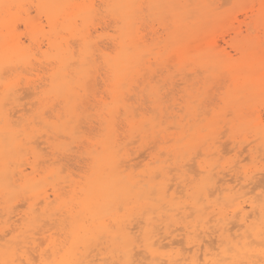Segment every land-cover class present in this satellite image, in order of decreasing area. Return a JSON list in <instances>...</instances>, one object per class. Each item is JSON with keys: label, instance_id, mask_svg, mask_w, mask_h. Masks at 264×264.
<instances>
[{"label": "snow or ice", "instance_id": "obj_1", "mask_svg": "<svg viewBox=\"0 0 264 264\" xmlns=\"http://www.w3.org/2000/svg\"><path fill=\"white\" fill-rule=\"evenodd\" d=\"M46 7L50 6L0 3L4 9L0 23L10 30L24 27L28 37L20 45L19 63L5 69L7 87L0 106L6 112L2 118L16 130L17 147L27 156L32 169L27 175L40 174L41 187H46L50 195L52 189L57 193L54 201L42 198L34 206L29 205L23 223L5 229V258H0V264H264V182L258 194L254 188H247L254 171L264 176V36L259 143L256 139L238 141L232 152L221 153L216 147L220 140L244 135L242 125L248 126L251 135L256 115L251 97L245 100L235 96L230 87L221 89L209 75L196 73L199 78L189 77L190 83L170 84L144 71L149 57L140 55L127 65L126 73L112 72L105 78L103 94L94 91V74L98 76L114 59L124 53L133 55L140 47L136 36L144 31V22L139 15L157 5L117 6L129 9L127 15L118 16L105 11L113 5L80 4L75 7L82 11L75 16L47 15L45 21L46 13L41 10ZM160 25L158 31L168 26L163 18ZM252 76L250 66L249 79ZM129 78L135 85L132 104L125 95ZM25 80L37 81L36 102L31 111L21 108V118L12 120ZM57 80L63 82L62 87H56ZM193 113L204 117L202 138L194 154L190 158L178 155L175 163L168 157V162L161 164L163 152L156 153L161 133L179 131L169 121ZM97 116L103 121L101 135L109 146L118 145L122 150L129 138L134 143L148 139L150 150L156 153L142 169V178L151 183L142 185L145 195L139 199L145 206L137 205L138 215L132 218L138 222L139 231L130 229L125 222L129 206L118 208L123 220L102 221L90 235L73 221V244L81 243L85 255L102 251L104 256L56 259L68 248L65 213L77 195L68 168L76 160L75 154L85 147L78 145V140L86 124ZM44 137L48 142L40 149L39 141ZM115 166L124 167L122 162ZM221 174H231L236 182L221 180ZM214 237H219V243ZM213 249L216 256L209 259ZM138 253L165 259L139 260Z\"/></svg>", "mask_w": 264, "mask_h": 264}, {"label": "bare ground", "instance_id": "obj_2", "mask_svg": "<svg viewBox=\"0 0 264 264\" xmlns=\"http://www.w3.org/2000/svg\"><path fill=\"white\" fill-rule=\"evenodd\" d=\"M25 1H27V0H0V3H3V4L22 3V4H24ZM37 1H38L39 5L50 6V7H47V11L45 12L46 17H47V15H52V16L63 15L60 17H72V16L79 14L82 11L80 8H79L80 11L75 10L76 9L75 6L77 5L75 0H37ZM103 1L106 2L105 4H107V5H113L114 7H112V10L118 16L127 15L129 13V9L124 8V7H117V6L129 5V4H142L141 0H103ZM146 1H148V0H146ZM28 3H29V0H28ZM145 3H147V2H145ZM149 3H150V5H157L158 6V7L153 8L155 10L154 12L162 13L163 11H167L171 16V20H172L171 22L172 23H170V24H172V25H170L169 27L172 26L173 29L172 30L170 29L171 31L167 30L168 32L170 31V33H169L168 38H167V42L169 41V43H167L165 45V48H164L165 54L170 53L171 51L176 53L177 54V60L179 62L178 65H180L181 68H184L185 65L195 64V66H196V64H199V65L205 67V69H206L205 71H207L206 73H208L207 75H209L210 77H213V78L215 76L217 77L218 75L224 74L219 69L225 68V71H227L230 74V76L233 77L234 89L233 88H232L233 90L231 89L233 94L237 97H243L245 100H248L249 97H251L252 102H253V106L260 103L259 79H260V75H261V71H260L261 37L259 34L252 35L250 32L256 33V31H260V30H258L259 25H264V19H262V6H264V0L261 2V5H260V8L258 9V11L255 12L254 14H252L251 21H249V23L247 24V28H248L247 34L242 35L240 31H236V35L234 37H232L230 40L227 39L228 41H226V43L230 44V46L233 47L235 52L239 55L236 58H234V55H232L229 51H227L225 47L224 48L222 47V49H221V47L219 46V43H218L219 41L215 37H213L214 39H212L208 42L206 41L207 43L204 44V42L202 40V36H203L202 33L207 35L208 33L211 32V30H210L211 25H209L210 26L209 27L208 24L205 23L206 19L204 17V14L207 10L206 0H149ZM63 4H64V6L71 5L72 7H65L64 9L58 8V7H61V5H62V7H64ZM82 4H88V2H86L84 0L82 2ZM195 8H198L199 13H197ZM3 12H4V9L0 8V14H2ZM168 13L164 12V14H168ZM207 13H208V11H207ZM144 14H147V13H144ZM140 15H142V14L140 13ZM140 15H139V18L141 17ZM150 15L152 16V14H150ZM218 15H219V13H218ZM152 17H154V16H152ZM213 17H215V16H213ZM166 18H168V17H166ZM215 18H217V16ZM218 18H220V17H218ZM218 18H217V20H218ZM163 19H164V17H163ZM168 22H170V21H168ZM148 23H150V22H148ZM144 27H146V25H144ZM15 28L13 30H10L6 24L0 23V80L2 79L3 69L7 68V65L10 62H11L10 64L13 63V65H15L14 63L19 62L21 55H22V53L20 51V45L23 42V40H21L19 37H17V34L16 35L14 34ZM16 30H18V28ZM16 30H15V32H16ZM235 30H237V29H235ZM146 32H148V31H146ZM149 32H151V31H149ZM200 34L202 35L201 38L199 36ZM148 39H150V38H148ZM207 39H208V37H207ZM136 42L140 45V47H138L135 50L133 55H129L127 53H124L120 57L114 59L112 66H110V67H112L113 72H117L120 74L126 73L127 72V65L134 62L135 57L140 56V55H144V53H148V52H144V51H146V50L149 51V46H146V49H143L141 47L142 45H144V47H145V44L143 41L141 42L139 34H137V36H136ZM153 42H154V40H153ZM164 42H165V40H164ZM190 43L194 44V46L196 47L195 50H190L188 48L187 45ZM162 53H164V52H162ZM162 53L159 55L161 62L163 61L164 58L166 59V58H169L170 56L174 55V53H173L169 57H166V56H163ZM148 56L150 57L151 55L148 54ZM174 56H176V55H174ZM153 57H154V55H153ZM143 66L145 67V65H143ZM250 66L253 67V76L251 79H249V77H248V69ZM146 68H148V67H146ZM155 71H157V70H155ZM197 71H199V70H197ZM157 72H159V71H157ZM150 73H151V71H150ZM197 73H202V72H197ZM206 73H204V74L206 75ZM226 75H227V73H226ZM107 76H108V74H107ZM166 77H168V76H165V78ZM187 81H189V79ZM224 81H225V79H224ZM129 82H131V78H129ZM218 84H219V82H218ZM2 86H4L3 83H2ZM62 86H63V82L57 80L56 81V87H62ZM133 94H132V97H133ZM18 111H19V109H18ZM190 119H188V120H190ZM184 120H185V118H184ZM260 120H261L260 117L256 118L254 129L251 130V131L256 132L257 135H259ZM0 121H2V119H0ZM174 122H175V120H174ZM193 122H195V120ZM7 123H9V122H7ZM2 128H4L6 130V127H2ZM200 129H201L200 127L196 128V126H195L194 129L192 130V132L190 133L189 137H185L183 139L182 146H179L180 149L177 150V152H179L178 153L179 156H184L186 152L188 153L192 148L194 149L197 146V142L202 138ZM241 130H243V132H244V131L249 130V129H248V126L245 124V125H242ZM14 131H16V130L14 129ZM14 131H11V133H13L12 136H10V134L7 136L6 131L0 129V156L3 157L4 161H7L8 159H16V158L19 159L21 157L22 151L17 147L16 135H15L16 132L14 133ZM8 133H9V131H8ZM253 138H254V136H253ZM99 143L101 144L102 151L100 149L101 153L99 154V156L97 158L94 159L92 166L90 168L91 171L90 172L88 171L89 173L87 175V182H86L84 187L82 186L83 196L77 202L78 209L76 211L72 212V215H69L70 216L69 218L67 217L69 219L68 224H69V234H70V236H69L70 238H68L69 240L67 241L68 248H67L66 252L60 253L59 255L55 256L56 259H65V258L71 259L74 257L101 258L104 256V253L102 251L99 253L91 251L87 255H85V251L81 248V243H77L75 245L73 244V242H72V224H73V221H75V223L80 228H82L85 232L89 233V235H90L92 230L99 229L102 221L108 222L111 220H123L124 218L119 214L118 208L120 206H129V217L125 222L128 224V227L130 229H133V228L135 229L136 224L133 223L135 225V227L132 224V228H131L129 225V221H131V218L136 216L134 214L139 212V208L136 207L137 205L145 206L144 201L140 200L139 197L142 195H145V190L142 187V185H144L146 183L150 184L151 181L149 180V181L142 183V181L140 179H138L131 172H127L125 168L116 167L115 164L120 162V158H121V156H120L121 151L118 150L119 148L117 147V145L114 147L109 146L108 144H106L104 138H102ZM147 149H149V148H147ZM24 163H22V164H24ZM20 173H24V170H22ZM2 175L4 178L0 182V193H5V194L8 193V197L15 196L17 193V191H16L17 187L14 186L13 183H15V182L11 181L12 178L10 179V177H9V172H8L7 166H5L3 168ZM27 178H28V175H27ZM31 180L32 181L27 185L29 190L25 193L28 194L30 196V198H34L37 195H39L42 187H41V184L37 183L36 179H34L33 177ZM56 195H57V193L55 191V196ZM74 207H75V205H74ZM17 214L15 213V215H17ZM19 218H21V217H19ZM17 220H18V218H17ZM10 226L12 227V225H10ZM137 226H138V227H136L137 231H139V224ZM233 231L235 232V230H233ZM214 239L216 240L217 243H219V237H214ZM175 242H178V241L173 240V243H175ZM141 255H143V257ZM187 255L188 254L185 253V256H187ZM215 256H216V252H215V249H213L212 254L209 257V259H214ZM140 257H141L140 260H142L144 258L145 261H149L152 259H165L164 256L153 257L150 253H142V254H140ZM1 258H5V255H3ZM136 259H139V258H136Z\"/></svg>", "mask_w": 264, "mask_h": 264}, {"label": "rangeland", "instance_id": "obj_3", "mask_svg": "<svg viewBox=\"0 0 264 264\" xmlns=\"http://www.w3.org/2000/svg\"><path fill=\"white\" fill-rule=\"evenodd\" d=\"M30 1L31 0H29V3H28V0H27V1H25L24 4H29V5L37 4V5H39L37 0H35V1L32 0L31 2ZM83 1L84 0H75L77 5L82 4ZM85 1L88 2L87 5H92V4L107 5V4H105L106 2H104L103 0H85ZM141 1H142V4L144 3V4L150 5L149 0L148 1L141 0ZM262 1L263 0H206L207 10L204 14V17L206 19L205 23L208 24V26L211 25V28H210L211 32L208 33L207 35L202 33L203 36L205 35L204 37L200 34L199 35L200 38L202 36V40H203L204 44L207 43L208 41L214 39L213 37L217 38V40L219 41L218 43H219V46L221 47V49H222V47L223 48L225 47L226 50L229 51L232 55H234V58H236L239 55L235 52L233 47L230 46V44L226 43V41H228L232 37H234L236 35V31H240L242 35L247 34V32H248L247 31L248 30L247 24L249 23V21H251L252 14L257 12L258 9L260 8ZM145 2H147V3H145ZM63 6H64V4H63ZM58 8L64 9L65 6L62 7V5H61V7H58ZM75 10H79V8L76 7ZM195 10L197 11V13H199L198 8H195ZM41 11H43L45 13L47 11V7L42 9ZM105 11L109 15H117L116 13H114L112 8H108ZM154 11L155 10L153 8H149L146 10V12H141L142 15H140L141 17L139 18L144 22V25H146V27H144V31L138 33L140 36L141 42L143 41L145 44V47H144V45H142L141 47L143 49H146V46H149V51H147V50L144 51V52H148V53H144V55H147V56H148V54L151 55L150 57L148 56L149 60H147L144 63V65H145V67L143 66L144 71L148 72L150 75H155L157 80H165L166 79L169 81V83L171 82L170 84H172L174 81H175L174 82L175 84H180L185 78L186 79L183 82L190 83L191 82L190 80L187 81L189 79V77H194V78L198 79L199 77H197L195 74L197 72H202V74L206 73L207 71H205L206 70L205 67H203L199 64H196V66H195V64H193V65H185L184 68H181L180 65H178L179 62L177 60V54L176 53L171 51L170 53L165 54V50H164L165 45L167 43H169V41L167 42V38H168L170 31L173 29L172 26L169 27L170 25H172V24H170V23H172L171 22L172 21L171 16L167 11H163L162 13H157ZM207 11H208V13H207ZM164 12L168 13V14H164ZM144 13H147V14H144ZM149 13L152 14V16H154L156 19L154 17H152ZM218 13L220 16L218 15ZM33 15H36L35 10L33 12ZM60 16H63V15H60ZM165 16L168 18H166ZM213 16H215V17L217 16V18L218 17H220V18H218V20H217V18H215ZM163 17H164V19L166 18L165 22L168 25L166 27L167 29L164 28L162 31H158V29L161 28L160 20ZM44 19H45V21L47 20L46 15L44 16ZM168 21H170V22H168ZM148 22H150V23H148ZM14 28H15V26H14ZM16 29L17 28H15V30ZM235 29H237V30H235ZM15 30H14V34L15 35L17 34V37H19L23 41L27 40L28 37L25 35V28L24 27H18V30H16V32H15ZM113 30H115V26H113ZM167 30H170V31L168 32ZM258 30H260V31H256V33L255 32H250V33L252 35L259 34L261 37V41H262V36H264V25H259ZM146 31H148V32H146ZM149 31H151V32H149ZM207 37H208V39H207ZM148 38H150V39H148ZM153 40H154V42H153ZM164 40H165V42H164ZM187 46L190 50H195V48H196L194 46V44H192V43L188 44ZM158 52L159 53L164 52V53H162V55L166 56V57H169L173 53L176 56H174V55L170 56L169 58H166L167 60L164 58L163 59L164 62L162 61L163 62L162 63L160 58H159V55L161 53L159 54ZM153 55H154V57H153ZM18 63L19 62H16L14 64L17 65ZM9 64L7 65V68L9 66L13 65V63L10 65ZM146 67H148V68H146ZM5 69L6 68H4L2 71V79L0 80V86H1L0 87V94H1L0 99L3 98V96H4L3 94H4L5 89L7 87V85L5 84L6 81H5V76H4ZM155 70H157L159 72H157ZM197 70H199V71H197ZM219 70L222 71V73H224V74H222L223 76L218 75L217 77L215 76L214 78L211 77L217 81V86L222 88V89H227L228 87H230L231 89L232 88L234 89L233 77L230 76V74L227 71H225V68H221ZM150 71H151V73H150ZM112 72H113L112 67H106L104 69V71L101 74H99L98 76L96 74L93 75V84L94 83L96 84V85L94 84L95 85L94 91L99 90L101 92V94H103V92L106 89L105 78L107 77V74H108V76H110ZM226 73H227V75H226ZM207 74L208 73H206V75ZM13 75H16V74L13 73ZM165 76H168V77L165 78ZM224 79L226 82L224 81ZM218 82H219V84H218ZM2 83L4 86H2ZM36 83H37V81H29V80L24 81V86L20 88V91H19L20 93H18V97H19V98H17L18 107L15 109V116L12 117L13 120H17V119L21 118V113H20L21 108L26 109V111H31V105L36 102V95H37L36 88H35ZM28 84L29 85L31 84V86H29ZM176 90H177V92H179L180 88H177ZM132 94H133V97H132ZM125 95H127L129 97V100H128L129 104L134 103L135 85H134L132 80H131V82H129L128 90L125 93ZM260 108H261L260 103L256 104L254 106L256 118L260 117V119H261ZM18 109H19V111H18ZM5 112H6V110L3 109L2 106H0V119H2V121H0L1 122L0 123V129L6 131L7 134L6 133L5 134L7 136L9 134H10V136H12L13 133H11V131H14V129H13L11 123L5 122L2 118L3 115L5 114ZM188 119H190L191 121ZM194 120H195V122H193ZM102 124H103V121L101 120V118L99 116H97V118L94 121L88 122L86 124L85 130L83 131L81 137L78 140V145L84 144L85 147L80 152L75 154L76 160L73 162L72 166L68 168V173L71 174V178H72L70 183L74 184V187H75V190L77 193L76 199L73 203L72 208L69 209V211L65 213V216L68 218L70 217L69 215H72V212H74L78 209L77 202L83 196L82 186L84 187L86 182H87V175L91 171L90 168L92 166L94 159L97 158L102 151L101 144L99 143L100 140L103 138V136L101 135V133L103 131V128H102L103 125ZM169 124L172 127L179 129V131L168 133L167 135H164L163 133H161L160 142L156 145V153L163 152V155H162L163 158L161 157V164L168 162V160H167L168 157H171V162L175 163L177 156H178V153H179V152H177V150L180 149L179 146H182L183 139L185 137H189L190 133L192 132V130L194 129L195 126H196V128H198V127L203 128L204 127V117H202V116H201V118L197 117L196 114L193 113L190 116L186 117L185 120H184V118H177V119H175V122H174V120L169 121ZM2 127H6V130ZM8 131H9V133H8ZM249 131L250 130L244 131V135L238 137L239 139L238 138L237 139H230L229 137L225 136L222 140H220L219 144L216 146V147H218L217 149L221 153H230L233 151V145L235 143H237L238 141H243L246 143L248 139H257L256 142L258 144L259 143V141H258L259 135H257V133L254 131H251L252 133H251V135H249L248 134ZM15 132L16 131H14V133ZM15 135H16V133H15ZM253 136H254V138H253ZM173 137L175 138L174 142H169L170 139H172ZM47 142H48L47 137L42 138L39 141V148L42 149ZM150 146H151V141L148 139L144 140L141 143H134V142H132V138H130L129 144L126 147H124L122 150H120L121 151L120 152V156H121L120 162L123 163V165H124L123 168H125L127 172H131L133 175H135L138 179H140L142 181V183L149 181L147 179L142 178L143 177L142 169L145 166H147L149 160L154 159L155 154H156L150 150L151 149ZM117 147L119 148L118 145H117ZM147 148H149V149H147ZM100 149H101V151H100ZM191 150L188 153L187 152L185 153L189 158L194 154V151H193L194 149L192 148ZM181 157H183V156H181ZM22 163H24L25 165ZM189 163L191 165L190 159H189ZM195 163H196V167L198 168L199 167V161L197 160ZM5 166H7V168H8L10 179L12 178L11 181L15 182L13 184H14V186L17 187V188L15 187L17 193L15 196H11V197H8V193L7 194L0 193V258L4 255L3 249H4L5 245H4V240L2 239V237H3V233H4L5 229L10 230L12 227L20 226L23 223V217L25 215L29 214V205L34 206L35 201H39L42 198H46L45 202L54 201L56 199L55 189L51 190V195H50L49 190L46 187H42L39 195H37L34 198H30V196L25 193L29 190L27 185L32 181L31 180L32 177L34 179H36L37 183H40V184L43 183V179H42V176L40 174H36V173H34L30 178H29V176L27 178V174L29 172H31L32 169L29 167V161H28L27 156L24 154V152H21V157L19 159L18 158L8 159L7 161H4L3 157L0 156V182L4 178L2 175V170ZM22 170H24V173H20ZM250 177H249V183L247 185V188L249 190L254 188L255 193L258 194L260 191V185L262 182H264V176H262L261 173L258 170H256V171H254V174H250ZM220 178H221V180H227L229 184L236 182L235 177L231 176V174H229L227 177H225L223 174H221ZM241 183H243V181H241ZM172 187H173V189H175L176 185L173 183ZM74 205H75V207H74ZM15 213L16 214L18 213V214L15 215ZM134 215H138V212ZM19 217H21V218H19ZM17 218L19 221L17 220ZM133 223L136 224V227H138L137 226L138 222L137 223L134 222L133 219L131 218V221H129V225L131 228H132ZM234 223L237 224L239 222L234 221ZM134 224H133V226L135 227ZM10 225H12V227ZM136 227H135V229L137 230ZM233 230H235V229H233ZM64 235H65L66 240L68 241L69 240L68 238H70L69 237L70 236L69 224H68V228L65 229ZM175 243H176L177 247L180 246L178 244L179 242H175ZM185 247H186V241H185ZM141 256L143 257V255H141ZM136 258H139V260H140L141 257H140L139 253L136 255ZM142 260H144V258Z\"/></svg>", "mask_w": 264, "mask_h": 264}]
</instances>
